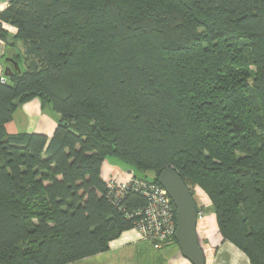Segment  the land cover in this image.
Listing matches in <instances>:
<instances>
[{
  "label": "trees",
  "instance_id": "trees-1",
  "mask_svg": "<svg viewBox=\"0 0 264 264\" xmlns=\"http://www.w3.org/2000/svg\"><path fill=\"white\" fill-rule=\"evenodd\" d=\"M0 38L20 65L0 75V264H67L135 228L148 195L114 196L108 157L156 184L173 167L264 264V0H9ZM34 98L54 133H9ZM167 244L144 240V264Z\"/></svg>",
  "mask_w": 264,
  "mask_h": 264
},
{
  "label": "crops",
  "instance_id": "crops-1",
  "mask_svg": "<svg viewBox=\"0 0 264 264\" xmlns=\"http://www.w3.org/2000/svg\"><path fill=\"white\" fill-rule=\"evenodd\" d=\"M8 3L9 0H0V5H3L0 7V12L8 6ZM3 26L11 35L16 34L17 30L12 25L3 22ZM8 50L6 42L0 38L1 76H4V70L7 66L6 55ZM57 120L58 115L52 109L44 110L41 101L34 98L20 106L12 121L7 124V130L9 133L27 131L51 136L56 129ZM130 168L125 169L115 160L107 158L102 165V177L105 181L110 178L120 180V182L128 181L135 174ZM197 192L196 190L194 192L196 198ZM202 205L206 206L204 208L205 216L203 218L201 215L199 216L197 236L199 244L206 254V264H251L249 256L242 249L233 242L223 239L209 197L205 202L198 204L200 207ZM201 222L202 226H200ZM143 244L144 240L138 230L132 228L123 231L118 238L112 240L107 251L67 264H144L139 256V250ZM161 253L164 258L163 264H192L176 244H167L161 248Z\"/></svg>",
  "mask_w": 264,
  "mask_h": 264
},
{
  "label": "water",
  "instance_id": "water-1",
  "mask_svg": "<svg viewBox=\"0 0 264 264\" xmlns=\"http://www.w3.org/2000/svg\"><path fill=\"white\" fill-rule=\"evenodd\" d=\"M16 54V48H9L6 55L7 66L4 70V76H10L14 70L20 71L19 62L15 60ZM159 182L167 190L176 208L175 238L182 254L192 264H206V254L200 246L197 236L200 213L193 193L171 166L161 171Z\"/></svg>",
  "mask_w": 264,
  "mask_h": 264
},
{
  "label": "built area",
  "instance_id": "built-area-1",
  "mask_svg": "<svg viewBox=\"0 0 264 264\" xmlns=\"http://www.w3.org/2000/svg\"><path fill=\"white\" fill-rule=\"evenodd\" d=\"M129 184L142 190L149 198L148 205L135 227L141 238L157 242L158 246L170 241L175 237L177 220L175 219L176 208L167 190L161 184L146 181L134 175L127 182H119L112 178L107 180L109 190L116 197L122 196Z\"/></svg>",
  "mask_w": 264,
  "mask_h": 264
},
{
  "label": "rangeland",
  "instance_id": "rangeland-1",
  "mask_svg": "<svg viewBox=\"0 0 264 264\" xmlns=\"http://www.w3.org/2000/svg\"><path fill=\"white\" fill-rule=\"evenodd\" d=\"M47 109H51L50 108V106L49 105H47L46 106V110ZM55 114H57L56 112H55ZM58 115V114H57ZM110 160H115L116 162H118L122 167H124L125 169L126 168H130V166L127 164V163H125V162H123L122 160H120L119 158H117V157H108ZM131 170H132V167L130 168ZM139 175H143V173H140V172H137ZM132 178V177H131ZM111 179V178H110ZM115 180V179H114ZM118 181V180H117ZM129 181V180H128ZM119 182H120V180H119ZM122 182H127V181H122ZM196 191H198L197 192V198L195 199L196 200V202H197V204H201V203H203V202H205L206 200H208V197H207V194L205 193V191L203 190V189H201V188H199V187H195L194 188ZM202 196V198H201V196ZM203 206V205H202ZM204 208H206V206H203ZM201 215V218H203L204 216H205V213H204V211L202 212V213H200L199 214V216ZM200 226H202V222H201V224H200Z\"/></svg>",
  "mask_w": 264,
  "mask_h": 264
},
{
  "label": "clouds",
  "instance_id": "clouds-1",
  "mask_svg": "<svg viewBox=\"0 0 264 264\" xmlns=\"http://www.w3.org/2000/svg\"><path fill=\"white\" fill-rule=\"evenodd\" d=\"M3 5H0V7H2Z\"/></svg>",
  "mask_w": 264,
  "mask_h": 264
}]
</instances>
